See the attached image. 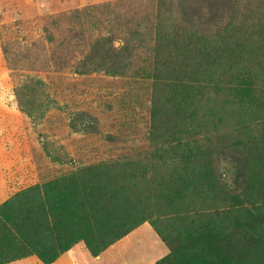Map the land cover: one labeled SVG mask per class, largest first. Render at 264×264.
Returning <instances> with one entry per match:
<instances>
[{
	"label": "rangeland",
	"instance_id": "rangeland-1",
	"mask_svg": "<svg viewBox=\"0 0 264 264\" xmlns=\"http://www.w3.org/2000/svg\"><path fill=\"white\" fill-rule=\"evenodd\" d=\"M211 1L0 0V171L15 184L5 201L96 165L88 209L116 224L103 232L120 234L98 252L79 239L53 262L32 253L39 263L24 264H160L170 255L171 264H264V175L252 187L243 178L228 186L222 174L236 159L264 164V26L259 44L200 66L157 39L163 21L167 33L213 38L228 16L209 21ZM103 36L127 49L120 69L84 67ZM184 78L199 82L187 108ZM24 84L34 114L19 104ZM184 113L187 126L204 128L185 131ZM198 169L203 181L190 184ZM217 227L233 248L189 246Z\"/></svg>",
	"mask_w": 264,
	"mask_h": 264
},
{
	"label": "trees",
	"instance_id": "trees-1",
	"mask_svg": "<svg viewBox=\"0 0 264 264\" xmlns=\"http://www.w3.org/2000/svg\"><path fill=\"white\" fill-rule=\"evenodd\" d=\"M206 6L210 7L209 21L218 15L227 14L228 16L226 24L213 38L201 39L195 31H188L186 28L184 33L180 30L167 33L165 21L157 24L158 41L160 44H173L176 50H180L184 54V65L190 61L196 62L198 66L211 62H228V56L231 54L242 51L252 42L259 44L255 37L263 38L264 1L212 0L211 3L207 2ZM126 53V48L115 46L112 37L103 36L93 45L84 67H105L117 70L123 64ZM30 82H33L32 85H39L41 80L33 78ZM198 85L199 82L196 79L184 78V108L190 106L193 99L191 93ZM28 86L29 84H24L18 88V101L20 106L34 114L33 105L27 98ZM187 121L184 113V130L189 133L194 130L199 132L205 126L201 122L198 128L194 129L195 126H187ZM72 122L73 126L77 127L76 118ZM238 161V159L231 161L222 172L228 186L231 183L240 185V178H243L246 184L256 187L257 180L264 175V164L258 161L248 162L242 168ZM253 167H255L254 173ZM100 173L98 166L82 164L71 174L29 186L3 202L0 205L2 206L0 208V264L32 253L38 254L43 261L50 263L79 239L85 240L94 252L111 244L120 234L113 226H109L106 232H103V229L104 226L110 224L116 226V224L108 222L107 225H103L110 218L106 220L102 210L93 208L89 210L87 206L90 198L91 202L96 201V187L89 184L96 181L101 176ZM185 177H189L190 184L195 183L196 180L203 181L199 169L194 173L189 171ZM70 188H72L71 198H69ZM23 201L27 202V207L16 205ZM215 232L216 234L209 239L199 241L191 238L187 242L189 246L193 244V248H198L201 252L210 250L221 253L233 248L234 238L231 234L222 236L218 232V227ZM235 246L234 249L239 247ZM170 257L171 255L161 260L160 264H171Z\"/></svg>",
	"mask_w": 264,
	"mask_h": 264
},
{
	"label": "crops",
	"instance_id": "crops-1",
	"mask_svg": "<svg viewBox=\"0 0 264 264\" xmlns=\"http://www.w3.org/2000/svg\"><path fill=\"white\" fill-rule=\"evenodd\" d=\"M14 187L15 184H13L12 178H10V176L8 178L4 172L0 171V204H2L10 196ZM30 259H36V258L34 256L22 257L20 259L12 260L4 264H19V263L24 264ZM36 261L37 263H39L37 259Z\"/></svg>",
	"mask_w": 264,
	"mask_h": 264
},
{
	"label": "water",
	"instance_id": "water-1",
	"mask_svg": "<svg viewBox=\"0 0 264 264\" xmlns=\"http://www.w3.org/2000/svg\"><path fill=\"white\" fill-rule=\"evenodd\" d=\"M86 123H88V121Z\"/></svg>",
	"mask_w": 264,
	"mask_h": 264
}]
</instances>
